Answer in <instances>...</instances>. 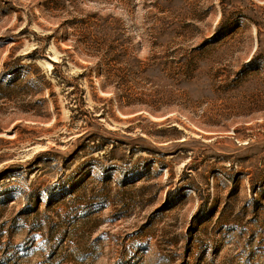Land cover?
I'll return each mask as SVG.
<instances>
[{
	"label": "rangeland",
	"instance_id": "374dc122",
	"mask_svg": "<svg viewBox=\"0 0 264 264\" xmlns=\"http://www.w3.org/2000/svg\"><path fill=\"white\" fill-rule=\"evenodd\" d=\"M0 264H264V0H0Z\"/></svg>",
	"mask_w": 264,
	"mask_h": 264
},
{
	"label": "trees",
	"instance_id": "16d2710c",
	"mask_svg": "<svg viewBox=\"0 0 264 264\" xmlns=\"http://www.w3.org/2000/svg\"><path fill=\"white\" fill-rule=\"evenodd\" d=\"M172 61L173 62H171V64H173L175 66V74L177 75V78L179 79L180 82L181 81L187 82V81H190L194 78V72H195V69L197 68V66L192 60L178 57V58H174ZM10 71H12V70H10ZM14 73H15V71H12V73H6V76L7 75H14ZM136 74H138V71L136 72ZM18 79H19L18 75L15 74L13 76V78H10L8 80V82H9V84H13Z\"/></svg>",
	"mask_w": 264,
	"mask_h": 264
}]
</instances>
